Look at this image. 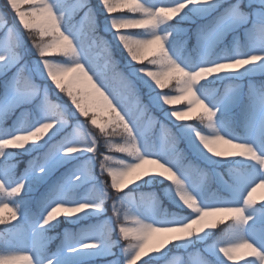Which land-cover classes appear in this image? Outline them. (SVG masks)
<instances>
[{
    "label": "snow or ice",
    "instance_id": "1",
    "mask_svg": "<svg viewBox=\"0 0 264 264\" xmlns=\"http://www.w3.org/2000/svg\"><path fill=\"white\" fill-rule=\"evenodd\" d=\"M4 6L0 264H264V0Z\"/></svg>",
    "mask_w": 264,
    "mask_h": 264
},
{
    "label": "rangeland",
    "instance_id": "2",
    "mask_svg": "<svg viewBox=\"0 0 264 264\" xmlns=\"http://www.w3.org/2000/svg\"><path fill=\"white\" fill-rule=\"evenodd\" d=\"M91 2L93 3V5H95L97 3V0H91ZM4 5H5V0H3V3L0 4V10H2L3 12L5 11L6 13H8L11 16V18L9 19V22H12L14 20L13 13L7 7H5ZM99 19H100V22H101V27H103V17L101 16V17H99ZM16 26L17 27H20L18 24ZM188 26H190V25H188L187 23L184 24V27H188ZM22 31H26V30H22ZM101 34L104 35L107 39L111 40V35L109 33L101 32ZM229 39H231V37H229ZM113 51H114V54L117 53L116 58H117L118 61H120L122 70H124L125 72H127V68L125 67L127 61L124 58L123 59L121 58V57H123V54L120 52V50L118 48H114ZM29 59H35V57L32 56V57H29ZM145 63H147V61H145ZM36 82L37 83L44 84V87H49V82L41 81V80H37ZM170 86H169L168 89H164L162 91H171L172 94H174V95L177 94L172 89V87L170 88ZM76 87L78 89H83L84 90V92L86 94L85 95V101L87 103H91L93 98L92 97H89L87 95V92H88L87 85L77 84ZM137 87L141 91V94H142V97L144 99V102L147 103L148 102L147 89H145L143 87V85L142 84H139L138 82H137ZM61 95L64 96V99L65 100H68L69 99V98L66 97V94H61ZM49 96H50V99H51L52 97L55 96V92L54 91H50ZM171 107H176V108H179V109H183L184 103L183 102H180V103H178L176 105H173ZM151 114L154 115V116H156L160 120H164V115H163V113L159 109L152 108V113ZM99 115L101 116V122H103V119L106 118L104 111L101 110L99 112ZM165 122L167 123V121H165ZM69 130H71V129H69ZM155 130L158 132L159 131V127L157 126ZM117 155L118 156H121L122 154H117ZM31 158H32V155L31 154H23V155H20L18 157V159H19L20 162H19V167H18L17 171L19 173H23L25 167L27 166L28 161ZM129 159H131V158H129ZM156 167H157L156 165L151 164V163H148V164H145L144 165V168H146V169H156ZM97 173H99V168H97ZM164 183H166V182H164ZM159 188H162V190H163V185L162 184H155V183H153V184H149V185L145 186L144 188H142V190H144V191H156V192H158V190H155V189H159ZM152 189H154V190H152ZM160 196H161V200H162V206L164 208L168 209L169 211L174 210V205L171 204V201L167 199V197L164 195V193L163 194L160 193ZM253 199L255 201H257V203L264 202V199L258 197L255 193H253ZM106 207H107L108 211L106 213L105 218H107V216L111 215V201H108L107 202ZM0 214H2V215H4V216L7 217L9 215V209H3L2 213H0ZM91 222L92 223H95L94 220L91 221ZM12 223H16V221H12ZM3 227H4L3 225H0V229H2ZM67 227L71 228V227H74V226L73 225H68ZM61 230L63 232L64 229H61ZM62 232H60V233H62ZM58 242L59 241H54V244L55 243H58ZM248 251H250V250H248ZM247 253L248 252H246L245 254L243 253L244 255H242V253H239V254L237 253L236 254L237 261L236 262H233V264H243V258H245L247 256ZM172 256H180V257H185L186 258V254L182 250L181 251L173 252L172 255L169 256V259H172Z\"/></svg>",
    "mask_w": 264,
    "mask_h": 264
},
{
    "label": "trees",
    "instance_id": "3",
    "mask_svg": "<svg viewBox=\"0 0 264 264\" xmlns=\"http://www.w3.org/2000/svg\"><path fill=\"white\" fill-rule=\"evenodd\" d=\"M1 3H3V0H0V4ZM5 12V11H4ZM7 17H8V20L11 18V16L7 13ZM189 27V26H188ZM192 27H194V25H192ZM26 32V31H25ZM29 43H31L30 42V40H29ZM115 56H117V53H115ZM122 59L124 58V57H121ZM172 86H170V88H171ZM103 145V141L101 140V146ZM106 154H107V152H106ZM150 190V189H149ZM152 190H154V189H152ZM155 190H158V193L160 194H163V190H162V188H159V189H155ZM68 225L67 224H63V225H61V227L58 229V231L59 232H62V230L61 229H64L65 227H67Z\"/></svg>",
    "mask_w": 264,
    "mask_h": 264
},
{
    "label": "bare ground",
    "instance_id": "4",
    "mask_svg": "<svg viewBox=\"0 0 264 264\" xmlns=\"http://www.w3.org/2000/svg\"><path fill=\"white\" fill-rule=\"evenodd\" d=\"M255 194L260 197V198H263L264 199V187H261V188H258L257 191L255 192ZM159 237V234H157V238ZM246 250V251H245ZM246 252H249L247 249H241L239 252H237L238 254L239 253H242V255H244ZM236 253V254H237ZM244 253V254H243ZM235 254V255H236ZM241 256V255H240ZM243 257V256H242Z\"/></svg>",
    "mask_w": 264,
    "mask_h": 264
}]
</instances>
